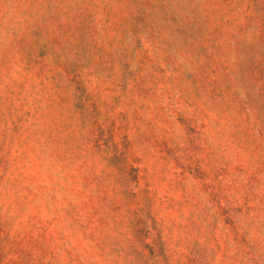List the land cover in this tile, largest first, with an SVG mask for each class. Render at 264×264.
<instances>
[{
  "label": "rangeland",
  "instance_id": "1",
  "mask_svg": "<svg viewBox=\"0 0 264 264\" xmlns=\"http://www.w3.org/2000/svg\"><path fill=\"white\" fill-rule=\"evenodd\" d=\"M0 264H264V0H0Z\"/></svg>",
  "mask_w": 264,
  "mask_h": 264
}]
</instances>
